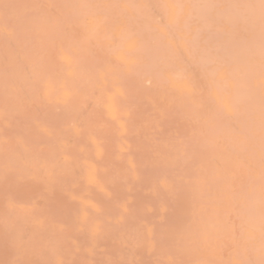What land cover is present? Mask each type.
<instances>
[{"label":"bare ground","instance_id":"1","mask_svg":"<svg viewBox=\"0 0 264 264\" xmlns=\"http://www.w3.org/2000/svg\"><path fill=\"white\" fill-rule=\"evenodd\" d=\"M260 0H0V264H264Z\"/></svg>","mask_w":264,"mask_h":264},{"label":"snow or ice","instance_id":"2","mask_svg":"<svg viewBox=\"0 0 264 264\" xmlns=\"http://www.w3.org/2000/svg\"><path fill=\"white\" fill-rule=\"evenodd\" d=\"M261 8L264 10V0H260ZM262 76H264V73H262ZM262 181H264V176H262Z\"/></svg>","mask_w":264,"mask_h":264}]
</instances>
